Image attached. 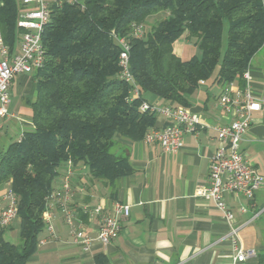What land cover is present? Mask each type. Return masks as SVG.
I'll return each mask as SVG.
<instances>
[{"label": "trees", "instance_id": "1", "mask_svg": "<svg viewBox=\"0 0 264 264\" xmlns=\"http://www.w3.org/2000/svg\"><path fill=\"white\" fill-rule=\"evenodd\" d=\"M19 10V0H0V32L11 51L21 32ZM134 25L143 26L141 38L132 35ZM113 35L129 43L140 93L133 100L134 87L119 78L120 48ZM182 35L199 57L174 54ZM42 45L44 63L33 76V128L0 153V185L9 183L20 220L18 243L0 229V264H25L36 251L62 165L83 164L92 179L109 185L134 172L119 140L137 142L155 128L158 116L139 110L144 94L186 107L199 81L212 79L222 88L237 82L242 89L243 73L264 46V2L81 0L52 8Z\"/></svg>", "mask_w": 264, "mask_h": 264}, {"label": "crops", "instance_id": "2", "mask_svg": "<svg viewBox=\"0 0 264 264\" xmlns=\"http://www.w3.org/2000/svg\"><path fill=\"white\" fill-rule=\"evenodd\" d=\"M187 43L182 35L173 44L174 54L182 60ZM262 51L264 46L252 60L250 75L255 95L264 98ZM33 76L19 74L13 79L8 110L15 118H0V153L33 128L30 109L35 100ZM233 87L241 89L237 82ZM221 90L210 79L186 96L188 106L184 108L197 115L207 128L184 134L178 152H166L159 145L143 140H119L121 150H127L134 172L113 185L92 179L83 164L62 165L52 191L64 182L68 183V190L61 200L50 203L53 235L49 236L44 225L37 249L25 264H264V186L252 201L237 193L225 197L235 214V225L250 221L238 231L242 249L252 253L241 263L236 262L226 237L229 224L212 201L199 194L209 184L210 160L218 145L212 127L234 119L233 110H224L218 103ZM144 98L153 106L168 104L149 94H144ZM165 125L163 117L158 116L155 129ZM241 151L264 176V110L252 115ZM9 190V183L0 185V211L6 206L4 198ZM115 202L130 207L129 216L121 222L118 238L107 245L93 241L86 250L75 244L72 229L65 222L66 212L72 215L74 228L83 229L93 238L96 223L89 213L97 207L108 211ZM240 207L246 208V212L240 213ZM19 229L20 220L16 218L5 228L4 238L17 242Z\"/></svg>", "mask_w": 264, "mask_h": 264}, {"label": "built area", "instance_id": "3", "mask_svg": "<svg viewBox=\"0 0 264 264\" xmlns=\"http://www.w3.org/2000/svg\"><path fill=\"white\" fill-rule=\"evenodd\" d=\"M81 0H19L20 10L17 19V27L21 30L18 36L16 49L11 51L4 43L0 32V118H15L8 110L10 103V87L15 76L19 74H34L42 68L44 63V48L42 45V32L50 21L53 7H62L66 4L79 3ZM144 32L142 25H134L132 35L141 38ZM120 52L118 57L120 72L119 78L134 88L131 91L130 100L138 98L140 93L135 86L129 65V43L125 38L112 36ZM242 79L244 86L236 89L233 84L223 87L218 96V103L224 110H233L234 119L224 125L212 127L218 145L210 160L208 186L199 190V194L209 198L213 206L222 214L229 224L230 230L227 238L231 242L235 253V260L243 262L251 252L242 249L238 238V231L245 224L235 225V214L230 209L225 197L230 194H241L246 200L252 201L255 193L264 186V176L245 159L241 151L243 137L250 127L252 115L264 110V98L255 95L251 87L250 69L246 70ZM204 82L199 81V85ZM140 111H149L163 117L166 125L161 129L150 128L143 142L159 145L164 151L175 153L182 149L183 136L186 133H195L198 128H207L189 110L181 106L167 104L153 106L142 102ZM22 134L19 135L20 141ZM68 190V183L54 190L48 196L43 214L44 225L51 237L53 226L49 212L50 203L59 201ZM6 206L0 211V226L9 227L17 218V197L9 190L5 195ZM264 210V208H262ZM240 213L246 212V208L240 207ZM90 216L95 219L96 227L92 238L83 229L74 228L72 215L66 212L65 222L72 229L75 244L83 249H88L93 241L107 245L116 240L121 232L122 220L130 214V207L120 202H115L108 211L100 207L93 209ZM43 240L39 241L42 245Z\"/></svg>", "mask_w": 264, "mask_h": 264}, {"label": "rangeland", "instance_id": "4", "mask_svg": "<svg viewBox=\"0 0 264 264\" xmlns=\"http://www.w3.org/2000/svg\"><path fill=\"white\" fill-rule=\"evenodd\" d=\"M263 2H264V0H263ZM153 20H154L153 17H150V18H149V21H150L151 23H152ZM224 46H225V41L223 42V47H224ZM186 47H187V50H186V54H185L183 60L191 59V58L194 57V56H196V57H199V56H200V52H199V50H198L194 45L187 43V44H186ZM262 54H263V56H264V51H262ZM6 239L8 240V238H6ZM9 241H10V240H9ZM18 242H19V241L14 242V243H18Z\"/></svg>", "mask_w": 264, "mask_h": 264}]
</instances>
